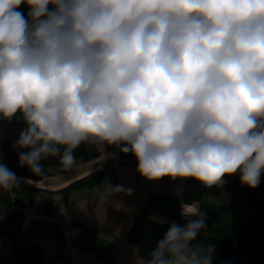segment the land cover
Segmentation results:
<instances>
[{"label": "clouds", "instance_id": "clouds-1", "mask_svg": "<svg viewBox=\"0 0 264 264\" xmlns=\"http://www.w3.org/2000/svg\"><path fill=\"white\" fill-rule=\"evenodd\" d=\"M18 112L26 126L14 147L33 176L52 158L70 170L87 143L131 152L150 181L219 187L239 172L255 188L264 173V0H0V119ZM21 183L0 163V191ZM93 192L104 204L132 189ZM182 215L139 264H212L214 246L197 239L207 214Z\"/></svg>", "mask_w": 264, "mask_h": 264}, {"label": "crops", "instance_id": "crops-1", "mask_svg": "<svg viewBox=\"0 0 264 264\" xmlns=\"http://www.w3.org/2000/svg\"><path fill=\"white\" fill-rule=\"evenodd\" d=\"M0 147L4 152L1 136ZM74 156L76 164L70 170L52 158L44 162L41 179L19 177L22 183L14 203L22 219L13 238L7 236L8 194L0 191V264H8L14 247L25 243L38 244L47 255L46 264H139V258L147 257L171 222L183 226L186 217L182 213L199 207V203L185 204L182 199L184 182L191 178L150 181L137 172L136 158L116 165L111 184L132 189L131 195L114 193L103 204L93 189H81L72 193L67 207L59 190L100 168L104 161L118 158L119 149L106 145L103 154L92 156L83 143ZM233 176L224 177L219 191L205 194L202 200L224 205L233 220L243 224L245 264H264V173L255 188L241 184L239 172ZM27 187L38 189L31 201L24 193ZM47 199L51 212L44 214Z\"/></svg>", "mask_w": 264, "mask_h": 264}, {"label": "trees", "instance_id": "trees-1", "mask_svg": "<svg viewBox=\"0 0 264 264\" xmlns=\"http://www.w3.org/2000/svg\"><path fill=\"white\" fill-rule=\"evenodd\" d=\"M18 11L23 12L26 16L28 7L22 4ZM19 115L16 114V117L12 118L11 121L0 119V136L4 146L3 164L15 172L18 178L26 177L32 180H39L42 175L33 176L27 167L19 166L18 157L22 150L15 148L14 144L17 139V132L26 126L23 120L18 118ZM88 146L92 156L99 154V151L94 147ZM133 158L135 157L131 152L124 154L119 151L118 158L104 161L100 168L60 189L59 193L65 206H70L72 202L71 195L77 190L93 189L104 184L114 183L116 179V165L123 164ZM231 176L234 178L233 175ZM219 189L220 186L206 187L194 179L186 180L184 182L182 199L185 204L199 203V210L207 214L205 231H202L197 239L205 244H212L214 246L215 251L213 253L212 264H245L247 251L243 224L233 220L229 210L224 205L202 200L205 194H216ZM37 191L38 189L35 187L24 189L27 200L31 201ZM50 212L51 200L47 199L43 205V213L49 214ZM21 219V211L14 212L11 217L7 218L9 226L7 236L11 238L16 236ZM187 219L183 220V224ZM215 219L222 222H215ZM46 260L47 255L38 244L28 243L15 246L7 258L8 264H46Z\"/></svg>", "mask_w": 264, "mask_h": 264}, {"label": "built area", "instance_id": "built-area-1", "mask_svg": "<svg viewBox=\"0 0 264 264\" xmlns=\"http://www.w3.org/2000/svg\"><path fill=\"white\" fill-rule=\"evenodd\" d=\"M17 114H20V113L18 112ZM3 156H4V152L0 147V163H2V164H3ZM4 191H6L8 194V202H7V206H6V217L9 218L12 216V214L14 212L18 211L14 202L17 199V197L19 196L20 185L14 187L10 191H8V190H4Z\"/></svg>", "mask_w": 264, "mask_h": 264}, {"label": "rangeland", "instance_id": "rangeland-1", "mask_svg": "<svg viewBox=\"0 0 264 264\" xmlns=\"http://www.w3.org/2000/svg\"><path fill=\"white\" fill-rule=\"evenodd\" d=\"M19 116H20V115H19ZM214 221H215V222H222L221 220H218V219H215Z\"/></svg>", "mask_w": 264, "mask_h": 264}]
</instances>
